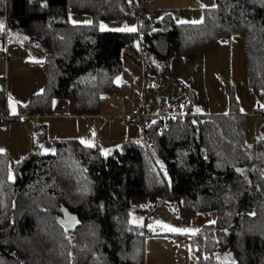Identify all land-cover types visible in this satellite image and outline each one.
Returning <instances> with one entry per match:
<instances>
[{
	"label": "trees",
	"instance_id": "trees-1",
	"mask_svg": "<svg viewBox=\"0 0 264 264\" xmlns=\"http://www.w3.org/2000/svg\"><path fill=\"white\" fill-rule=\"evenodd\" d=\"M141 4L0 0V25L37 42L44 57L43 91L13 119L52 115L56 100L67 101L75 116L98 114L101 96L119 90L123 48L134 51L136 41L146 70L157 73L174 58L194 59L240 35L248 89L258 100L259 136L246 144V115L233 94L226 114L196 116V97L188 91L184 116L171 118L163 133L159 121L146 130L150 152L128 141L104 156L75 139L51 144L36 138L13 164L12 178L2 153L0 264H145L144 242L153 231L144 236V202L165 196L181 217L213 213L193 236H176L192 240L195 264H264V0H215L200 23L141 15L135 33L99 29L101 21L135 18ZM69 14L91 22L72 25ZM5 102L0 90V106ZM45 145L52 150L44 151ZM132 198L140 205L133 206ZM63 211L75 218L72 227Z\"/></svg>",
	"mask_w": 264,
	"mask_h": 264
},
{
	"label": "rangeland",
	"instance_id": "rangeland-1",
	"mask_svg": "<svg viewBox=\"0 0 264 264\" xmlns=\"http://www.w3.org/2000/svg\"><path fill=\"white\" fill-rule=\"evenodd\" d=\"M155 1L146 2L143 9L154 14L152 7ZM201 1V5H195ZM161 3L164 8L161 11L171 13L173 19L179 23L182 21L183 23H200L203 20L204 8L210 9L215 6V0H161ZM161 16L163 14H156L158 18ZM90 19L84 14H69L68 20L73 25L89 24ZM99 29L103 32L135 33L138 31L137 16L125 21H101ZM130 29H135V31H130ZM1 42L4 46L0 47V52L5 51L9 58L6 59L5 54L0 56V90L6 101L4 107L0 106V110L6 111L7 119L11 118V120L8 123L1 120L0 123L3 124V128L6 124L10 126L7 130L9 139L7 156L12 178L13 164L31 151L29 131L32 132L36 122L41 124L39 120L28 116H21L18 120L13 118L18 116L19 107L24 106L31 95L43 91L42 62L44 57L37 42L26 40L5 25L0 27ZM134 48L137 54L128 46L122 50L125 71L116 79L120 92L117 93L119 100L114 105L118 109H129L128 113H130L132 109H140L142 105H147L152 111H156L158 106L165 102L168 106L164 110L165 112L167 110L168 117L184 116L188 104L187 94L188 91H192L196 97L194 111H199L200 116L226 114L230 95L233 94L235 101L239 103L240 111L246 115L245 142L249 146L254 143L260 133V123L253 111L258 100L248 89L242 36L236 35L230 40L221 39L209 53L198 56L195 60L184 58L186 61H194L189 62L190 64L186 67H173L175 62L173 60L169 70H160L156 74L144 68L138 41L135 42ZM132 58L138 61L139 66L132 67L130 63ZM127 70L134 74L130 80ZM144 73L146 77L148 75L147 81L144 79ZM37 87L41 88L40 91H36ZM64 102L67 101L61 103ZM134 105L136 107L131 109ZM13 107L15 114H13ZM56 110L59 112V109ZM50 121L55 123L57 120ZM42 122L45 123L46 120ZM56 126L57 124L53 125L54 128ZM38 133L37 128L35 138H40L42 141L47 139L46 134L38 135ZM139 137L141 138V135ZM92 146H97L104 156L110 153L102 142H97ZM50 150L46 145L44 146V151ZM156 201L159 202L158 207L151 215L153 222L150 230L153 231V235L146 238L144 242L145 264H195L196 256L192 240L183 241L176 236H193L201 224H208L211 221L213 213L198 216L195 219L181 217L175 202L169 201L168 198L156 199ZM149 202L144 203L147 205ZM131 203L133 206L140 205L138 198H132ZM143 214L142 209L136 212L138 220H142ZM172 228L181 231H170L169 229Z\"/></svg>",
	"mask_w": 264,
	"mask_h": 264
},
{
	"label": "crops",
	"instance_id": "crops-1",
	"mask_svg": "<svg viewBox=\"0 0 264 264\" xmlns=\"http://www.w3.org/2000/svg\"><path fill=\"white\" fill-rule=\"evenodd\" d=\"M162 4L163 3H161V0H156L153 7H152L153 9L151 8L154 12V19L155 20H161L166 16H171V13L161 11L162 9H164ZM201 4H202V1L199 3H195V5H201ZM157 13L163 14L164 17L163 16H161L160 18L156 17ZM72 16H71V18H72ZM74 18H76V17H74ZM73 25H86V24H73ZM137 28H138V23H137ZM139 51H140V48H139ZM134 53H136V50H134ZM3 54L6 55V59L9 58V56L6 54L5 51L3 52ZM199 56H202V55H199ZM197 57H195L194 60ZM173 60H175V62L172 65ZM189 62L192 63L194 61H186V59H184V58H175V59L171 60L169 67L172 65L173 67L175 66L176 68H182L183 66H185V67L188 66V64H190ZM130 63L132 65V67H134V65L139 66V63L136 59L132 58L130 60ZM142 64L144 66V63H142ZM42 65H43V62H42ZM144 68H145V66H144ZM130 70H131V67H130ZM124 71H125V64L123 63V72L122 73H124ZM127 74H128L129 80L132 79V76L134 75L133 72L127 70ZM154 74H156V73H154ZM144 79H145V81H147V79H148V75L146 77L145 73H144ZM115 85L119 89L118 92L113 93V94H105V95L101 96L98 114L86 115V116H75L72 114L71 105L68 102L61 103L63 101L56 100L54 102L52 115L42 116V117H29L31 119L32 118L37 119L41 122V124L36 122L32 132L29 131V134L31 135V141H30V145L32 147L31 150L36 145L37 140L35 138V131L37 128L38 129L42 128L44 130L45 134L47 135V140H49L51 144H52V141H54V139H75L83 146H87V144L92 145V144H95L97 142H102L104 144V146L107 147L111 152L112 149L117 148L119 145H121L124 142H128V141L131 142L132 141V142L142 143V135L140 132V126L138 124L128 122L125 125H121V124H119L118 121H103L100 117L101 115H127V114H129L128 113L129 109L120 110L114 105L119 100L117 93L120 92V88L116 84V80H115ZM37 89L38 90H36V91H40L41 88L37 87ZM37 94H39V93H37ZM166 106H168V105H166L165 102H162L158 106V108H160V107L165 108ZM135 107H136V105L132 106L131 109L135 108ZM56 109H59V112H57ZM153 111H155V110H153ZM166 112H167V110H166ZM185 113H186V111H185ZM192 113H193V115H196V116L199 115V111L198 112L192 111ZM201 116H203V115H201ZM42 120H46V122L43 123ZM50 120H57V121L55 123H52ZM4 121H6V120H4ZM0 122H1V119H0ZM54 124H57V126L55 128L53 127ZM150 124H152V123L149 122V125ZM0 126H1V129H0V154H2L5 152L7 153V150H8V144H9L8 140L9 139H8V131L7 130L9 129L10 126L6 124V127L3 128V124H1V123H0ZM39 134L41 135V132L38 133V135ZM139 135H141V138L139 137ZM81 141H85L86 143H81ZM24 142H25L24 144L26 145V141H24ZM48 149L52 150V146H49Z\"/></svg>",
	"mask_w": 264,
	"mask_h": 264
},
{
	"label": "built area",
	"instance_id": "built-area-1",
	"mask_svg": "<svg viewBox=\"0 0 264 264\" xmlns=\"http://www.w3.org/2000/svg\"><path fill=\"white\" fill-rule=\"evenodd\" d=\"M151 0H142L141 7L138 11L137 15V23L140 19L141 15L150 21H154V14L151 11H145L143 9V5L146 2ZM1 56V52H0ZM103 121H118L119 124L125 125L128 122L139 124L140 125V132L142 135V144L146 148L147 151H151L153 149L152 142H149L146 138V130L149 128V122L153 123L156 121L160 122L159 125V133H163L165 130L169 128L168 121L172 117H168L164 110V107L158 108L156 111H152L147 105H142L140 109H132L131 112L127 115H101L100 116ZM260 117V116H258ZM0 119L6 120L7 115L0 110ZM145 144H147L145 146ZM166 198V196L164 197ZM162 200V199H160ZM159 202L155 200H151L147 205H145V217H144V227L143 232L144 236L150 235V227L152 224V213L158 207Z\"/></svg>",
	"mask_w": 264,
	"mask_h": 264
},
{
	"label": "water",
	"instance_id": "water-1",
	"mask_svg": "<svg viewBox=\"0 0 264 264\" xmlns=\"http://www.w3.org/2000/svg\"><path fill=\"white\" fill-rule=\"evenodd\" d=\"M22 37L26 38V40H28V41L30 40L29 37H25V36H22ZM63 213H64V218H66V219H68V220L70 221V225H69V227H72V225H73L74 222H75V218H73V217H71L69 214H67L66 211H63Z\"/></svg>",
	"mask_w": 264,
	"mask_h": 264
},
{
	"label": "snow or ice",
	"instance_id": "snow-or-ice-1",
	"mask_svg": "<svg viewBox=\"0 0 264 264\" xmlns=\"http://www.w3.org/2000/svg\"><path fill=\"white\" fill-rule=\"evenodd\" d=\"M90 23V22H89ZM183 23V21H182ZM0 27H2V25H0ZM130 31H135V29H130ZM13 114H15V108L13 107ZM81 143H86L85 141H81ZM88 147H91L92 145L91 144H87ZM167 227V226H165ZM170 231H173V232H177V231H181V230H178V229H169ZM184 231H187V230H184Z\"/></svg>",
	"mask_w": 264,
	"mask_h": 264
},
{
	"label": "bare ground",
	"instance_id": "bare-ground-1",
	"mask_svg": "<svg viewBox=\"0 0 264 264\" xmlns=\"http://www.w3.org/2000/svg\"><path fill=\"white\" fill-rule=\"evenodd\" d=\"M130 51V50H129ZM137 56V55H136Z\"/></svg>",
	"mask_w": 264,
	"mask_h": 264
}]
</instances>
